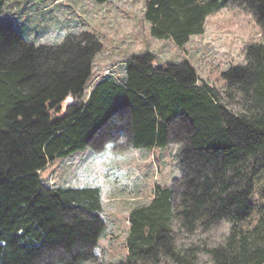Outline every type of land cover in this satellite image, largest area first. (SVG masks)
I'll return each mask as SVG.
<instances>
[{
	"label": "trees",
	"instance_id": "trees-1",
	"mask_svg": "<svg viewBox=\"0 0 264 264\" xmlns=\"http://www.w3.org/2000/svg\"><path fill=\"white\" fill-rule=\"evenodd\" d=\"M7 2L0 0V264L94 260L106 227L100 188L47 186L41 173L123 140L177 144L182 175L155 184L151 204L131 211L128 254L115 264H198L196 249L179 244L180 231L208 232L223 220L231 224L224 242L203 248L212 264H264V191L255 198L264 174V0H145L152 36L180 47L229 3L253 13L262 40L222 72V90L188 60L160 63L145 52L88 95L99 36L82 31L35 44L17 30Z\"/></svg>",
	"mask_w": 264,
	"mask_h": 264
},
{
	"label": "rangeland",
	"instance_id": "rangeland-1",
	"mask_svg": "<svg viewBox=\"0 0 264 264\" xmlns=\"http://www.w3.org/2000/svg\"><path fill=\"white\" fill-rule=\"evenodd\" d=\"M145 0H8L5 11L22 14L15 26L22 36L35 44H57L69 33L91 31L103 47L93 63V75L85 90L88 95L100 78H121L126 59L133 54L151 52L160 63L188 60L201 80L222 90L221 74L228 67L245 62L248 44L262 40L254 15L246 8L229 3L207 17L205 32L191 36L180 47L172 39L152 36L144 19ZM27 8V9H26ZM14 14V15H15ZM68 98L63 108L71 103ZM47 186H96L101 190L105 230L95 249L94 260L87 264H115L128 254L126 239L129 215L134 208L153 201L154 186H169L181 177L178 145L132 147L123 140L101 150L85 149L71 157L57 159L42 171ZM264 191V174L258 182ZM179 221L175 220V228ZM223 220L208 232L181 230L179 244L194 247L198 264H212L206 245L223 243L230 231Z\"/></svg>",
	"mask_w": 264,
	"mask_h": 264
},
{
	"label": "crops",
	"instance_id": "crops-1",
	"mask_svg": "<svg viewBox=\"0 0 264 264\" xmlns=\"http://www.w3.org/2000/svg\"><path fill=\"white\" fill-rule=\"evenodd\" d=\"M27 9V8H26ZM21 14H18V16L20 17Z\"/></svg>",
	"mask_w": 264,
	"mask_h": 264
}]
</instances>
